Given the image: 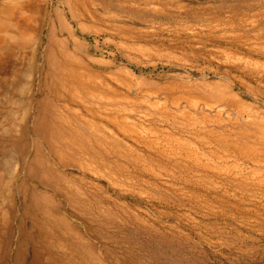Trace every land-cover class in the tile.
Segmentation results:
<instances>
[{
  "label": "rangeland",
  "instance_id": "374dc122",
  "mask_svg": "<svg viewBox=\"0 0 264 264\" xmlns=\"http://www.w3.org/2000/svg\"><path fill=\"white\" fill-rule=\"evenodd\" d=\"M32 1L25 39L0 32V264H264V71L227 53L264 62V0ZM76 68L141 99L113 106L137 133L70 98ZM257 134L261 158L232 144Z\"/></svg>",
  "mask_w": 264,
  "mask_h": 264
},
{
  "label": "bare ground",
  "instance_id": "6f19581e",
  "mask_svg": "<svg viewBox=\"0 0 264 264\" xmlns=\"http://www.w3.org/2000/svg\"><path fill=\"white\" fill-rule=\"evenodd\" d=\"M116 1V0H115ZM39 4H35L34 1L32 0H4L1 2V7H0V32L1 31H5L7 32L9 35H13L15 37L20 36L24 37V39L28 36V31L27 29V25H28V20L30 19L29 17L37 12V10H39ZM64 7L69 10V12L73 15V17L78 16L80 18H82V16L84 15V18H90L92 20H94V22L100 21V19H97L96 16L93 15H97L98 17H101L99 12H89L88 9L85 6V3H80L78 0H67L66 2H64ZM81 7V9H80ZM92 11V10H91ZM103 13V12H102ZM23 14H27V15H23ZM91 14V15H90ZM44 15V14H43ZM59 15V13H58ZM60 17V16H59ZM49 18V17H48ZM116 19V18H115ZM114 19V21H115ZM119 19V18H118ZM116 19V20H118ZM120 20V19H119ZM61 21V20H60ZM74 21V20H73ZM59 26H60V22H59ZM59 28V27H57ZM1 34V33H0ZM56 34V33H55ZM71 36V35H70ZM52 38V37H51ZM50 38V39H51ZM58 38V37H57ZM31 39V38H30ZM59 40V39H58ZM58 40H56L58 42ZM77 43V42H76ZM50 44V43H49ZM58 44V43H57ZM257 44V43H256ZM197 45V44H196ZM65 46V45H64ZM199 47H201L199 45ZM216 47V46H215ZM252 48L257 49L256 51H263L264 52V46H258L257 45H253ZM196 49V48H195ZM69 50V49H68ZM203 50V49H202ZM207 50V49H206ZM78 52V51H77ZM73 53V52H72ZM229 53V57H233L237 60L236 64L239 63V65L243 66V73H245V71H247L249 73V71H264V62H259V61H255V60H248L245 58H241L238 56L233 55L231 52H227ZM236 53V52H235ZM74 54V53H73ZM81 54V53H80ZM64 56V55H63ZM248 56V55H247ZM246 56V57H247ZM251 57V56H250ZM232 58V59H233ZM253 58V57H251ZM75 59V58H74ZM80 61V60H79ZM206 61V60H205ZM230 61V60H229ZM261 61V60H260ZM264 61V60H263ZM75 62V61H74ZM77 62V61H76ZM84 62V61H83ZM219 62V61H218ZM233 63L235 62V60L232 61ZM1 63V60H0ZM62 63H60L61 65ZM46 65V64H45ZM231 65V64H230ZM80 66V65H79ZM81 67V66H80ZM103 67V66H102ZM231 67V66H230ZM240 68V66H239ZM242 68V67H241ZM27 69V68H26ZM44 69V68H43ZM72 69V68H71ZM39 71V70H38ZM73 76L71 77L70 75L66 76V79L70 82V86L69 88L66 89L67 94L70 96V98L77 102L79 105H83L82 108L83 109H87V112H89V106L87 105H92V106H99L102 107L104 106L100 113H94V115L91 114V117L96 118L94 120V122H98L100 126H102L103 128H105L107 131L113 133L116 132L119 135H124L128 132L130 133H137L138 132V127L137 124L132 121L127 114H124V112L121 111H115L113 106H119V102L123 101L129 105L133 106H137L138 104H143V102L141 101V99L136 98V96H128L126 94H124L123 92H121L118 88V85H120L119 82H121L122 80L120 79L117 82L115 80V78H110L108 76H96L93 73H88L86 70H82V69H74V72L72 71ZM251 73V72H250ZM249 73V74H250ZM260 73V72H258ZM49 75V74H48ZM106 75V74H105ZM248 75V74H247ZM246 75V77H247ZM261 75V74H260ZM51 77V75H50ZM27 78V77H26ZM200 78V77H199ZM248 78V77H247ZM257 78V77H256ZM263 80V79H262ZM47 81V80H46ZM50 82V81H49ZM124 82V81H123ZM118 83V84H117ZM23 84V83H22ZM216 86H219L222 90L221 92L223 93L222 96H220V102L222 103H226L229 106H241L240 103H236L237 99L235 97V95H233L231 93V83L230 81L226 80L225 83H220V82H216L215 83ZM213 84V85H215ZM8 85V84H7ZM6 85V86H7ZM47 85V84H46ZM45 85V86H46ZM257 85V83H256ZM5 86V85H4ZM128 86V85H126ZM23 87V86H21ZM129 88V87H128ZM47 89V88H46ZM127 89V87H126ZM16 90V89H15ZM17 91V90H16ZM53 91V90H51ZM55 91V90H54ZM53 91V92H54ZM219 91V90H218ZM4 92V91H3ZM7 92V91H5ZM52 92V93H53ZM59 92V91H58ZM243 92V91H242ZM50 93V92H49ZM236 94V93H235ZM170 95V94H169ZM178 96H174V98H180L181 94H177ZM238 98V97H237ZM261 98V97H260ZM37 99V98H36ZM46 99V97H45ZM147 99V98H146ZM189 101L193 104L194 102L198 101L197 96H192L190 95L188 97ZM35 100V99H34ZM33 100V101H34ZM43 100V99H42ZM148 100V99H147ZM172 100V99H170ZM253 100V99H252ZM146 101V100H145ZM149 101V100H148ZM159 101V100H158ZM91 102V103H90ZM162 102V101H161ZM160 102V103H161ZM158 103V102H157ZM148 104V103H147ZM124 105V104H123ZM149 105V104H148ZM158 105H160L158 103ZM87 108H86V107ZM152 106H157L152 105ZM163 106V105H161ZM175 106V105H174ZM193 106V105H192ZM196 107V106H195ZM246 107V106H245ZM156 108V107H155ZM243 108V107H242ZM252 108V107H251ZM254 108V107H253ZM157 109V108H156ZM158 110V109H157ZM130 110H128L129 113ZM162 111V110H161ZM185 111V110H184ZM219 111V110H218ZM254 111V110H252ZM131 112V111H130ZM175 112V111H174ZM246 112V111H245ZM133 113V112H132ZM216 113V112H215ZM88 114V113H87ZM137 114V113H136ZM220 114V113H219ZM198 115V114H197ZM204 116V115H203ZM251 116V115H250ZM194 117V116H193ZM262 117V116H261ZM138 118V117H137ZM259 118V117H258ZM142 119V118H141ZM250 119V118H249ZM68 120V119H67ZM100 120H105L107 123H110L109 125H106L105 123H103ZM136 120V118H135ZM140 120V119H139ZM143 120V119H142ZM148 120V119H147ZM158 120V119H157ZM253 120V119H251ZM40 121V120H39ZM193 121V120H192ZM199 121V120H198ZM169 122V121H168ZM152 123V122H151ZM202 123V122H201ZM140 124V123H139ZM142 124V123H141ZM154 125V124H153ZM141 126V125H140ZM143 126V125H142ZM202 126V125H201ZM94 127V126H93ZM144 127V126H143ZM158 127V126H157ZM257 127V126H256ZM62 128V127H61ZM262 128V127H261ZM149 129V128H148ZM7 131V129H5ZM31 130V129H30ZM53 130V129H52ZM64 130V129H63ZM147 130V129H146ZM151 130V129H150ZM149 130V131H150ZM162 130V129H161ZM2 131V130H1ZM144 131V130H143ZM170 131V130H169ZM203 131V130H202ZM250 131V130H249ZM264 131V129H263ZM152 132V131H151ZM164 132V131H163ZM206 132V131H205ZM217 132V131H216ZM253 132V131H252ZM260 132V131H259ZM144 133V132H142ZM160 133V132H159ZM167 133V132H166ZM209 133V132H208ZM161 134V133H160ZM249 134V133H247ZM263 134L264 133H260ZM165 135V134H164ZM163 135V136H164ZM212 135V134H211ZM227 135V134H226ZM253 135V134H252ZM141 136V133H140ZM159 136V135H158ZM168 136H170L168 134ZM173 136V135H172ZM210 136V135H209ZM222 136V135H220ZM231 136V135H230ZM13 137V136H12ZM26 137V136H25ZM194 137V135H193ZM218 137V136H216ZM224 137V136H223ZM264 137V136H263ZM1 138V137H0ZM18 138V137H17ZM20 138V137H19ZM22 138V137H21ZM119 138V137H118ZM156 138V137H155ZM160 138V137H159ZM169 138V137H168ZM171 138V137H170ZM174 138V136L172 137ZM176 138V137H175ZM178 138V137H177ZM185 138V137H184ZM196 138V137H195ZM230 138V137H229ZM234 138V137H233ZM248 138V137H247ZM87 138H85L86 140ZM89 139V138H88ZM108 139V138H106ZM147 139V138H146ZM189 139V138H188ZM198 139V138H197ZM217 139V138H216ZM90 140V139H89ZM169 140V139H168ZM172 140V139H170ZM177 140V139H176ZM179 140V139H178ZM182 140V139H181ZM218 140V139H217ZM222 140V139H221ZM243 140V139H242ZM13 141V140H12ZM87 141V140H86ZM124 141V140H123ZM157 141V139L155 140ZM154 141V142H155ZM159 141V140H158ZM173 141V140H172ZM190 141V139H189ZM246 141V140H245ZM58 142V141H57ZM165 142V141H164ZM170 142V141H169ZM175 142V141H174ZM186 142V141H185ZM231 142V140H230ZM239 142V141H238ZM149 143V142H148ZM152 143V142H151ZM178 143V142H177ZM183 143V142H182ZM188 143V142H187ZM200 143V142H199ZM202 143V142H201ZM206 143V142H205ZM204 143V144H205ZM263 143L262 137H259L258 134L256 136L251 137L249 139L248 142H244V143H238V144H234V142H232V144L236 147L238 153H240L241 155H244L245 157H252V158H259L261 155V144ZM5 144V143H4ZM15 144V143H14ZM33 144V143H31ZM192 144V143H191ZM203 144V143H202ZM203 144V145H204ZM30 145V144H29ZM153 145V144H152ZM179 145V144H178ZM187 145V144H186ZM28 146V145H27ZM38 146V145H37ZM182 146V145H181ZM194 146V145H193ZM209 146V145H208ZM23 147V146H22ZM189 147V146H188ZM216 147V146H215ZM30 148V147H29ZM45 148V147H44ZM156 148V147H155ZM220 148V147H219ZM41 149V148H39ZM106 149V148H105ZM173 149V148H172ZM181 149V148H180ZM227 149V148H226ZM224 149V150H226ZM230 149V148H229ZM5 150V149H4ZM171 150V149H170ZM178 150V149H177ZM200 150V149H199ZM221 150L222 146H221ZM32 151V150H31ZM30 151V152H31ZM38 151V150H36ZM108 151V150H107ZM173 151V150H172ZM186 151V150H185ZM189 152V158H193L196 155H194L191 151V147L190 149L187 150ZM194 151V150H193ZM197 150H195L196 152ZM33 152V151H32ZM40 152V151H39ZM170 152V151H168ZM174 152V151H173ZM177 152V151H176ZM198 152V151H197ZM222 152V151H221ZM5 153V152H4ZM167 153V151H166ZM230 153V152H229ZM37 154V153H36ZM65 154V152H64ZM204 154V153H203ZM34 155V154H33ZM32 155V156H33ZM82 155V154H81ZM201 155V153H200ZM39 156V155H37ZM51 156V155H50ZM78 156V155H77ZM98 156V155H97ZM170 156V154H169ZM206 156V155H205ZM87 157V156H86ZM178 157V156H177ZM244 157V158H245ZM2 158V156H1ZM28 158V157H26ZM41 158V157H40ZM197 158V157H196ZM195 158V159H196ZM261 158V157H260ZM263 158V157H262ZM5 159V158H4ZM44 159V158H43ZM186 159V158H185ZM198 159V158H197ZM201 159V158H200ZM249 159V158H248ZM251 159V158H250ZM31 160V159H30ZM37 160V159H36ZM48 160V159H47ZM238 160V159H237ZM257 160V159H256ZM32 161V160H31ZM35 161V160H34ZM39 161V160H38ZM46 161V160H45ZM83 161V160H82ZM100 161V160H99ZM199 161V160H198ZM211 161V160H210ZM249 161V160H248ZM9 162V161H8ZM44 162V161H43ZM80 162V160H79ZM103 162V161H102ZM192 162V161H191ZM200 162V161H199ZM252 162V161H251ZM7 163V162H6ZM16 163V162H15ZM32 163V162H31ZM197 163V162H196ZM259 163V160H258ZM23 164V163H22ZM30 164V163H29ZM47 164V163H46ZM58 164V163H57ZM146 164V163H145ZM262 163H259V165ZM31 165V164H30ZM34 165V164H33ZM43 165V164H42ZM81 165V164H80ZM87 165V163H86ZM89 165V163H88ZM87 165V168H89ZM235 165V164H234ZM44 166V165H43ZM93 166V165H92ZM5 167V166H4ZM17 167V166H16ZM20 167V166H19ZM55 167V166H54ZM82 167V166H80ZM229 167V166H228ZM239 167V166H238ZM61 168V167H60ZM257 169V168H256ZM13 170V169H12ZM75 170V169H74ZM96 170V169H95ZM77 171V170H76ZM100 171V170H99ZM1 172V171H0ZM63 172V171H62ZM92 172V171H90ZM97 172V171H96ZM37 173V172H36ZM102 173V172H101ZM256 173V172H255ZM262 173V171H261ZM92 174V173H91ZM94 174V173H93ZM111 174V173H110ZM259 174V173H258ZM26 175V174H25ZM85 175V174H84ZM87 175V174H86ZM100 175V174H99ZM113 175V174H112ZM245 175V174H244ZM250 175V174H249ZM69 176V175H68ZM89 176V175H88ZM17 177V176H16ZM76 177V176H75ZM264 177V175H263ZM68 178V177H67ZM78 178V177H77ZM85 178V177H84ZM253 178V177H252ZM23 179V177H22ZM80 179V177H79ZM87 179V178H86ZM67 180V179H66ZM56 181V180H55ZM255 181V180H254ZM29 182V181H28ZM91 183V181H90ZM97 183V182H96ZM31 185V184H30ZM71 185V184H68ZM87 185V184H86ZM93 186V185H92ZM75 187V186H74ZM26 188V187H25ZM86 188V187H85ZM106 188V187H105ZM27 191V190H26ZM35 191V190H34ZM64 191V190H63ZM81 191V190H79ZM4 192V191H3ZM20 193V192H19ZM27 193V192H26ZM68 193V192H66ZM28 194V193H27ZM45 194V193H44ZM81 194V193H80ZM48 195V194H47ZM83 196V195H82ZM85 197V196H84ZM60 198V197H59ZM97 198V197H96ZM94 198V199H96ZM52 199V198H51ZM99 199V198H97ZM14 200V199H12ZM62 200V199H61ZM85 201V200H84ZM54 202V200H53ZM57 202V201H56ZM15 203V202H14ZM64 203V202H63ZM88 203V202H87ZM104 203V202H103ZM69 204V203H68ZM12 205V204H11ZM14 205V204H13ZM24 205V204H23ZM100 205V203H99ZM15 206V205H14ZM57 206V205H56ZM104 206V205H103ZM14 208V207H13ZM18 208V207H17ZM45 208V207H44ZM22 209V208H21ZM101 209V208H100ZM3 212V211H2ZM18 212V210H17ZM51 212V211H50ZM25 213V212H24ZM4 214V213H3ZM56 214V213H55ZM15 215V214H14ZM39 216V215H38ZM49 216V214H48ZM16 217V216H15ZM56 218V217H55ZM143 218V217H142ZM16 219V218H15ZM28 219V218H27ZM63 220V219H62ZM67 221V220H66ZM64 222V221H63ZM61 223V222H60ZM17 224V223H16ZM61 225V224H60ZM66 225V224H65ZM72 225V224H71ZM12 226V225H11ZM50 226V225H48ZM16 227V226H15ZM58 227V226H57ZM55 228V227H54ZM53 228V229H54ZM60 228V227H59ZM74 229V228H73ZM67 230V229H66ZM72 231V230H71ZM70 231V233H71ZM77 231V230H76ZM57 232V231H56ZM63 234V232H61ZM73 233V232H72ZM23 234V233H22ZM65 234V231H64ZM69 234V233H68ZM16 235V234H15ZM18 235V234H17ZM33 235V234H32ZM75 234H73L74 236ZM80 235V234H79ZM77 237V236H76ZM68 239V238H67ZM84 239V238H83ZM50 240V239H49ZM76 240V238H75ZM82 240V239H81ZM79 240V241H81ZM51 241V240H50ZM86 241V240H85ZM70 243V242H69ZM72 243V242H71ZM91 243V242H90ZM77 244V243H76ZM85 244V243H84ZM61 246V245H60ZM59 246V247H60ZM78 246V245H77ZM56 247V246H55ZM70 247V246H69ZM57 248V247H56ZM24 249V248H23ZM31 250V249H30ZM65 250V249H64ZM27 251V250H26ZM85 251V250H84ZM48 252V251H47ZM86 252V251H85ZM75 253V252H73ZM5 254V253H4ZM64 254V253H63ZM78 254V253H77ZM85 254V253H84ZM53 256V255H52ZM101 256V255H100ZM46 257H48L46 255ZM45 257V260L47 259ZM53 258V257H52ZM11 259V258H10ZM56 259V258H54ZM55 261V260H54ZM106 261V260H105ZM50 263V262H49ZM57 264V263H56Z\"/></svg>",
  "mask_w": 264,
  "mask_h": 264
}]
</instances>
